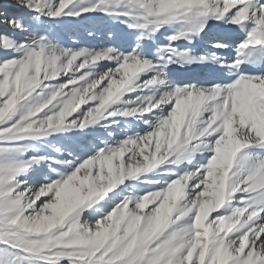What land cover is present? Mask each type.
I'll use <instances>...</instances> for the list:
<instances>
[{"label": "snow or ice", "instance_id": "6c2138e0", "mask_svg": "<svg viewBox=\"0 0 264 264\" xmlns=\"http://www.w3.org/2000/svg\"><path fill=\"white\" fill-rule=\"evenodd\" d=\"M0 264H264V0H0Z\"/></svg>", "mask_w": 264, "mask_h": 264}]
</instances>
